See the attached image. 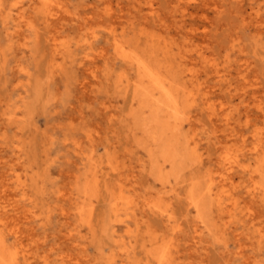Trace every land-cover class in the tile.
I'll list each match as a JSON object with an SVG mask.
<instances>
[{
	"label": "rangeland",
	"instance_id": "374dc122",
	"mask_svg": "<svg viewBox=\"0 0 264 264\" xmlns=\"http://www.w3.org/2000/svg\"><path fill=\"white\" fill-rule=\"evenodd\" d=\"M0 243L2 264H264V0H0Z\"/></svg>",
	"mask_w": 264,
	"mask_h": 264
},
{
	"label": "bare ground",
	"instance_id": "6f19581e",
	"mask_svg": "<svg viewBox=\"0 0 264 264\" xmlns=\"http://www.w3.org/2000/svg\"><path fill=\"white\" fill-rule=\"evenodd\" d=\"M47 1V0H46ZM14 2V1H13ZM47 5V4H46ZM48 7V6H47ZM49 8V7H48ZM46 9V8H45ZM52 8H50V10H51ZM46 11V10H45ZM52 11V10H51ZM25 13V12H24ZM48 13H49V11H48ZM53 13V12H52ZM3 15V14H2ZM55 15V14H54ZM48 16H49V14H48ZM56 16V15H55ZM18 18H19V16H17ZM54 17V16H53ZM49 18V17H48ZM114 38V37H113ZM55 40V39H54ZM116 43H117V41H116ZM115 43V44H116ZM139 43H141V41L139 42ZM119 45V44H118ZM120 45H122L121 43H120ZM122 47H123V45H122ZM123 49V48H122ZM121 49V50H122ZM132 50V49H131ZM135 50V49H134ZM122 51H124V49L122 50ZM127 52H128V50H126ZM136 51V50H135ZM116 53H118L119 54V52H118V50L117 51H115ZM130 52V51H129ZM137 52V51H136ZM136 54V53H135ZM139 54V53H138ZM131 55H132V53H131ZM119 56V55H118ZM117 56V57H118ZM138 56H140V55H138ZM121 58H122V55H121ZM121 58H119L120 60H121ZM141 59H143L144 58V56L143 57H140ZM123 59V58H122ZM123 61V60H122ZM127 61V60H126ZM145 62H146V59L144 60ZM130 63H131V61H129ZM135 62H136V67L138 68L137 70H140L141 72H142V79H144L145 81H148L149 83H152L153 85H155V91H157V93L158 94H160V97H161V95H163V96H165L167 99V101L169 102V103H171L172 104V107L171 108H173V113H174V115H175V101H174V98H172V94H171V92H170V90L169 89H167V87L162 83H160L159 81H158V78H157V75L158 74H160L161 72H159L158 73V71L156 70L155 72H157V75H155L151 70H149L148 69V67H146V66H144L143 64H141V63H139V60L137 61V60H135ZM126 63V62H125ZM129 63V64H130ZM133 63V62H132ZM148 64V63H147ZM146 64V65H147ZM131 65V64H130ZM149 65V64H148ZM153 65V64H152ZM155 66V65H154ZM132 67V66H131ZM158 69H159V66L157 67ZM135 69V68H134ZM154 69H155V67H154ZM136 70V69H135ZM153 70V69H152ZM139 72V71H138ZM138 72L136 73V74H138ZM122 74V73H121ZM162 75V74H161ZM137 76V75H136ZM159 76V78H160V75H158ZM120 77V76H119ZM138 77V76H137ZM162 77V76H161ZM140 78V79H141ZM139 79V80H140ZM141 79V80H142ZM134 80V79H133ZM141 80H140V82H141ZM131 81V80H130ZM135 81L137 82V79H135ZM139 82V81H138ZM144 81H142V83H143ZM147 82V83H148ZM131 83V82H130ZM172 83V82H171ZM128 84H129V82H128ZM136 84V83H135ZM145 84H146V82H145ZM134 85V84H133ZM138 85H140V84H138ZM138 85H136L137 87H138ZM146 85H148V84H146ZM129 86H130V84H129ZM140 86H142V85H140ZM144 86V85H143ZM151 86V85H150ZM145 87V89H148L147 88V86H144ZM153 87V86H152ZM131 88V87H130ZM130 88H128V89H130ZM142 88V87H141ZM151 88V87H150ZM142 89H144V88H142ZM142 89H140V90H142ZM131 90V89H130ZM133 90H135V88L133 89ZM137 90V89H136ZM138 90H139V88H138ZM149 90V89H148ZM152 90V89H151ZM151 90H149L148 92H150ZM147 90H145V92H146ZM152 92L154 93V91L152 90ZM151 94V93H150ZM148 95V94H147ZM156 95V94H155ZM149 96V95H148ZM153 95H151V100H152V98L154 97H152ZM157 96V95H156ZM157 98V97H156ZM141 99V98H140ZM139 99V100H140ZM138 100V99H137ZM142 100V99H141ZM148 100H150V99H148ZM154 101H158V102H160L158 99L157 100H154ZM151 102V101H150ZM157 102V103H158ZM155 103V102H154ZM156 103V104H157ZM151 104H152V102H151ZM159 104V103H158ZM159 106V105H158ZM158 106H156V107H158ZM147 107V106H146ZM159 108H160V106H159ZM158 108V110H160ZM208 108V107H207ZM148 109V108H147ZM208 109H210V108H208ZM148 111H149V109H148ZM178 111V110H177ZM160 112H161V110H160ZM153 113H155V110H154V112ZM158 113V112H157ZM213 113V112H212ZM160 114V113H159ZM149 115V114H148ZM177 115H178V112H177ZM177 115H175V117L177 116ZM212 115V114H211ZM151 116V115H150ZM179 116V115H178ZM148 117V116H147ZM153 117V116H152ZM150 119L149 120H151V117H149ZM168 118V117H167ZM176 118H178L179 119V117H176ZM157 119V118H156ZM156 119H154L153 121L154 122H156L157 120ZM146 120H148L147 118H146ZM168 120V119H167ZM177 120V119H176ZM174 121V120H173ZM165 123H167V124H169L167 121H165ZM175 122H173V124H174ZM151 124V123H150ZM156 124V123H155ZM164 124V123H163ZM166 124V125H167ZM173 124H171V125H173ZM176 124V123H175ZM148 125V124H147ZM146 125V126H147ZM157 125H158V122H157ZM159 125L161 126V124H160V122H159ZM178 125V124H177ZM177 125H176V127H177ZM146 126H144V130L146 129V130H148V126L146 127ZM152 126V125H151ZM155 126V125H154ZM146 127V128H145ZM157 127V126H156ZM155 127V128H156ZM159 127V126H158ZM167 127V126H166ZM176 127L174 128V130L176 129ZM155 128H154V130H155ZM160 128V127H159ZM158 128V129H159ZM168 128V127H167ZM152 128H151V132H148L149 134L150 133H152ZM160 130V129H159ZM147 132V131H146ZM155 132V131H154ZM174 132V131H173ZM177 132V131H176ZM164 133H165V131H164ZM143 134V133H142ZM156 134H157V132H156ZM170 134V133H169ZM153 135V134H152ZM149 136V135H148ZM151 136V135H150ZM162 136V135H161ZM157 138V137H156ZM154 139V138H153ZM158 139V138H157ZM142 140V139H141ZM161 140V139H160ZM149 141H151L150 140V138H149ZM158 141V140H157ZM240 141V140H239ZM155 142H156V140H155ZM241 142H242V140H241ZM151 144V143H150ZM153 144H155V143H153ZM243 144V143H242ZM156 145V144H155ZM157 145H159V144H157ZM257 145V144H256ZM254 146V145H253ZM155 147V146H154ZM157 147V146H156ZM257 147V146H256ZM158 148V147H157ZM164 148V147H163ZM165 149V148H164ZM167 151V150H166ZM165 152V151H164ZM230 152V151H229ZM256 153V152H255ZM227 154V153H226ZM165 155H166V153H165ZM224 155V154H223ZM228 155H226V157H227ZM261 156V155H260ZM225 157V158H226ZM232 157H233V155H232ZM221 158H222V156H221ZM165 159V158H164ZM223 159V158H222ZM169 160V159H168ZM173 160H175L174 158H173ZM225 160V159H224ZM228 161H229V159H227ZM227 160H225V161H223V162H225L226 163V161ZM172 161V160H171ZM170 161V163H173V162H171ZM233 161V160H232ZM168 162V161H167ZM223 162H221V165H223L222 163ZM169 163V162H168ZM229 163V162H228ZM228 163H226L227 165H228ZM231 164V163H230ZM226 165V166H227ZM224 166V165H223ZM231 166V165H230ZM227 167H229V165L227 166ZM97 168V167H96ZM224 168V167H223ZM230 169H233V168H230ZM229 169V170H230ZM222 170V168H220V171ZM225 170H226V168H225ZM223 171V170H222ZM222 173H224V172H221V174H219V175H222ZM229 174L230 173H228L226 176L228 177L229 176ZM219 177V176H218ZM224 177V174L221 176V178L222 179H224L223 178ZM221 179V180H222ZM228 179V178H227ZM248 179V178H247ZM11 180V179H10ZM213 180V179H212ZM230 180V179H229ZM223 181H225V179L223 180ZM227 181V180H226ZM231 181V180H230ZM255 183V182H254ZM6 184V183H5ZM232 184V183H231ZM260 184V183H259ZM210 185V184H209ZM212 185V184H211ZM223 185V184H222ZM120 186V185H119ZM259 186V185H258ZM209 187V186H208ZM223 187V186H222ZM250 187V186H249ZM256 187V186H255ZM262 187V186H261ZM257 188V187H256ZM209 189H211V188H209ZM259 189H260V187H259ZM213 190V189H212ZM8 192V191H7ZM227 192L228 191H226V194H227ZM162 193V192H161ZM195 195V194H194ZM207 195V194H206ZM259 195H260V192H259ZM59 196V195H58ZM157 196V195H156ZM208 196V195H207ZM251 196H253V195H251ZM190 197V196H189ZM191 198V197H190ZM197 197L195 196L194 197V199H196ZM201 198H203V197H201ZM64 199V198H63ZM131 200H132V198H130ZM153 199V198H152ZM192 199V198H191ZM200 199V198H199ZM219 199V198H218ZM134 200V199H133ZM202 199H200V200H198L199 202L201 201ZM161 201V200H160ZM195 200H193V205H194V207H196V210H197V208H198V203L197 202H194ZM76 202V201H75ZM132 202V201H131ZM230 202V201H229ZM204 203V202H203ZM231 203H232V201H231ZM201 204V203H200ZM199 204V205H200ZM205 204V203H204ZM117 205H118V203H117ZM133 205V204H132ZM155 207V206H154ZM156 208V207H155ZM158 209H160V208H158ZM158 209H156V210H158ZM163 210V209H162ZM222 210V209H221ZM160 211H161V209H160ZM165 211V210H164ZM163 211V212H164ZM218 211V210H217ZM225 211V210H224ZM92 212V211H91ZM154 212V211H153ZM158 212H159V210H158ZM166 213H167V211H165ZM132 213V212H131ZM225 213V212H224ZM63 214V213H62ZM82 213H80V211H79V214L78 215H81ZM164 214V213H163ZM170 214V213H169ZM169 214L167 215V216H169ZM171 217H166V220L165 221H169V219H170ZM171 220V219H170ZM202 222V221H201ZM167 223V222H166ZM203 223V222H202ZM169 224V223H168ZM173 225V224H172ZM196 225V224H195ZM198 225V224H197ZM171 226V225H170ZM193 226V225H192ZM194 227H197V226H194ZM174 228V227H173ZM176 228V227H175ZM175 230V229H174ZM199 230V229H198ZM195 233H198V231L196 230V228H195V231H194ZM117 242V241H116ZM157 242H158V240H157ZM0 244H2V243H0ZM167 244V243H166ZM124 245V244H123ZM173 246V245H172ZM7 247V246H6ZM15 247V246H14ZM1 249H3L1 246H0V255H1ZM171 249V248H170ZM4 250V249H3ZM165 250V249H164ZM122 251V250H121ZM125 251V250H124ZM170 252V251H169ZM10 253V252H9ZM20 253V252H19ZM11 254V253H10ZM172 254V253H171ZM164 255V254H163ZM18 256V255H17ZM19 257V256H18ZM160 261H162V258L160 259ZM2 262H3V259H2V257L0 256V264H2ZM159 262V261H158ZM27 263V262H26ZM122 263V262H121ZM111 264V263H110Z\"/></svg>",
	"mask_w": 264,
	"mask_h": 264
}]
</instances>
